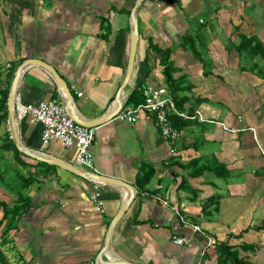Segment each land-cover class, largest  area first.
I'll use <instances>...</instances> for the list:
<instances>
[{
  "label": "crops",
  "instance_id": "0c3cea01",
  "mask_svg": "<svg viewBox=\"0 0 264 264\" xmlns=\"http://www.w3.org/2000/svg\"><path fill=\"white\" fill-rule=\"evenodd\" d=\"M135 1L0 0L2 78L11 63L19 66L28 58L51 64L74 95V120L86 127L97 123L92 173L121 181H90L24 156L34 181L21 196L16 183L0 185V200L30 205L14 226L7 227V220L0 225V264H221L225 244L247 264H264V58L236 50L241 34L264 44V0H144L136 12L135 62L124 85L131 41L130 14L124 10ZM203 24L206 51L200 61L185 35L199 37ZM170 66L172 79L183 80L180 94L188 97L183 110H199L207 118L186 124L175 152L152 120L108 119L111 111L136 105L127 103L134 89H169ZM17 92L19 104L56 99L64 105L55 79L38 65L22 72ZM241 114L253 142L237 126ZM19 132L25 145L75 165V148L58 140L43 143L41 123L24 117ZM143 164L155 173L141 189ZM219 164L229 174L217 175L223 173ZM246 169L259 174L246 175ZM95 183L103 211L92 199ZM131 192L101 257L109 224ZM242 194L246 202L240 203ZM254 220L260 223L254 226ZM174 236L188 241L176 244Z\"/></svg>",
  "mask_w": 264,
  "mask_h": 264
},
{
  "label": "built area",
  "instance_id": "2783aa9c",
  "mask_svg": "<svg viewBox=\"0 0 264 264\" xmlns=\"http://www.w3.org/2000/svg\"><path fill=\"white\" fill-rule=\"evenodd\" d=\"M143 96V101L134 106L123 108L117 114V118L129 123H135L141 118L152 120L161 135L173 144L172 152H175V144L186 135L184 127H177L174 124V116L189 120H207L199 110L190 112L178 108L171 91L165 86L148 85L143 90ZM18 116L20 120L29 117L32 122H39L43 125L42 141L44 144L58 140L66 148H75L74 164L86 171L93 172L95 170L92 145L95 140L96 128L77 123L69 116L59 100L52 99L37 104H19ZM92 199L103 211L104 203L98 183H95ZM194 227L202 232L199 226ZM173 241L181 245L188 240L174 236ZM208 243L213 244L215 242L209 238ZM77 264L98 263L95 260H88Z\"/></svg>",
  "mask_w": 264,
  "mask_h": 264
},
{
  "label": "trees",
  "instance_id": "16d2710c",
  "mask_svg": "<svg viewBox=\"0 0 264 264\" xmlns=\"http://www.w3.org/2000/svg\"><path fill=\"white\" fill-rule=\"evenodd\" d=\"M126 13L130 14V9L129 10H124ZM186 37H189L190 40H193L191 38V35H185ZM187 38V39H189ZM187 39L185 41L187 42ZM240 43L236 46V50L241 53L245 52L249 57H255V56H261L264 58V44L254 35H245L241 34L240 35ZM189 42V41H188ZM187 42V43H188ZM192 45L190 48L192 49L194 56L197 57L200 61H204L202 58V55L199 54L196 51V47L193 42H191ZM153 50L156 52H166V55L169 54L170 51H163L160 50L156 46L151 47ZM18 63H11L10 66L8 67V71L6 73V83L3 82L2 79V69L0 67V126L5 127V132L2 138V142L0 144V152H12L15 159L17 160L18 164L21 165L24 168H28L31 165L25 161L23 158L24 156L27 157L25 154L20 152L16 145L14 139L11 137V132L8 127V111H7V99H8V94H9V89L11 86L12 79L14 77L15 71L17 69ZM260 73L261 72H256ZM172 74H173V69L170 66V70L168 72V87L173 95V98L176 102V105L180 109H184L185 102L187 101L188 97L181 96L180 92L184 90L182 86L183 80H173L172 79ZM144 96H143V91L138 89H134L130 95L128 96L127 103L130 104H137L141 101H143ZM202 99H198L195 104L197 105L199 101ZM195 104L191 105L190 108L193 109ZM191 121L195 120H189V119H183L179 118L177 116L173 117V122L177 127H185L186 124H188ZM37 165H46L49 166V163L43 162V161H38ZM218 170H222L223 173H217V175H222V177L226 176L229 174L228 170L226 169V166L223 164L218 165ZM215 170V169H214ZM142 171V172H141ZM4 172L5 170L3 169L0 171V180L3 181L4 179ZM155 173V169L152 165L148 164H143L142 167L140 168V172L138 175V185L142 189L149 181L151 180L152 176ZM20 177V184L18 191L16 194H19L21 196L22 190L26 188L29 184H31L34 181V177L30 178L29 176L25 177L21 174L18 173L17 178ZM18 195V196H19ZM30 205L27 206V202L21 201V202H15L12 206H9V203L6 201L0 200V208L3 210V217L0 220V225L7 220V227H12L14 226L15 220L18 218V215H20L24 210L29 208ZM206 208V205H203V209ZM219 256H220V263L223 264L225 261L226 263L229 262L230 264H247V261L244 259L239 258L237 251L232 250V248L225 244L221 246V249L219 250Z\"/></svg>",
  "mask_w": 264,
  "mask_h": 264
},
{
  "label": "water",
  "instance_id": "95a60500",
  "mask_svg": "<svg viewBox=\"0 0 264 264\" xmlns=\"http://www.w3.org/2000/svg\"><path fill=\"white\" fill-rule=\"evenodd\" d=\"M144 0H136L133 7L131 8V13H130V20H131V32H130V53H129V58H128V63H127V69H126V75H125V81L124 85L128 82V79L130 78L133 65L135 62V55H136V50H137V44H138V39H139V31H138V18H137V9L140 7ZM29 65H38L42 68H44L46 71H48L52 77L55 79L57 85L59 86L63 103L65 106V109L67 113L69 114L70 117L78 121V117L76 115V104H75V98L68 87L65 79L58 73V71L49 63L36 59V58H28L22 61V63L18 66V68L15 71L14 77L11 82V86L9 89V94H8V99H7V111H8V124H9V130L11 132V137L15 141V145L17 149L25 154L26 156L36 159L38 161H44L47 163H52L58 166H61L71 172H74L86 179H89L90 181H110L116 184H120V180H117L115 178H109L105 177L103 175L97 174V173H92L88 171H84L77 166L68 163L66 161H63L49 153H46L41 150H37L34 148H31L27 145H25L21 139L20 132H19V116H18V105L19 102L17 100V91H18V83L21 77L22 72L26 69L27 66ZM122 107V103L121 106ZM121 108H117L116 110L111 111V113L108 116L109 118H112L117 115V113L120 111ZM101 123V122H100ZM86 125V124H84ZM97 125L96 124H87V127H93ZM122 184V183H121ZM134 195L132 192L130 195L127 197V199L124 201L123 205L120 207L119 211L117 214L113 217L111 220L105 242L102 248L101 252V257L103 256V253L108 250L112 233L114 230V227L118 223V221L123 217L125 214L128 206L130 205ZM101 261L103 262L104 259L101 258ZM108 264V263H105ZM120 264H139V263H131V262H121Z\"/></svg>",
  "mask_w": 264,
  "mask_h": 264
},
{
  "label": "rangeland",
  "instance_id": "374dc122",
  "mask_svg": "<svg viewBox=\"0 0 264 264\" xmlns=\"http://www.w3.org/2000/svg\"><path fill=\"white\" fill-rule=\"evenodd\" d=\"M205 25L206 24H203L202 25V29H201V33H200L199 37L196 36L195 38H193V43H194V45L196 47V51L198 53L202 54V58H204V54H205V51H206V47L204 45L205 44V40H204V33L205 32L203 31ZM1 37H2V32L0 30V42H1ZM190 51L191 50H189V53H192ZM3 65H6V64L4 62V59H2V51L0 50V67H4ZM209 69L210 68H208V66H205V69L204 70L206 71V70H209ZM2 79H3V82L6 83V77L5 78H2ZM232 90H235V89H232ZM217 106L219 108H222L223 105H217ZM230 111L233 112V109H230ZM236 113H238V112H236ZM242 116H243V114L240 115V117H241V118L239 117L240 119L239 118L236 119V121L238 122L237 126H243L245 133L249 136V135H251V132L252 131H251V129L249 130V128H245V127L247 126V124H250V123H248V121L246 120V122H245L246 125H245V123L243 124V120L244 119H242ZM8 127H9V124H8ZM4 132H5V127L4 126H0V144L2 142V138H3ZM248 133H250V134H248ZM248 139L252 141L251 136H249ZM253 159H256V157L253 158ZM263 161H264V159H263ZM3 169L5 170V172H4V179H3V181L0 180L1 183H2L0 185L6 186V187H8L10 185L12 186V185H14V183H16L17 186H19L21 179H20V177L17 178L18 173L21 174V175H23V176H28V170H29V169L27 170L26 168H24L21 165H19L18 162H17V160L15 159L13 153L10 152V151H8V152L1 151L0 152V171H2ZM246 170H247L246 175H250V173H252L254 176H257L259 174L258 172L253 173L251 169H246ZM246 170H244V172ZM257 170L259 171V169H257ZM260 172H261L260 175H263L264 176V169L261 170ZM263 188H264V186H263ZM239 199H240L239 200L240 203L246 202V196L244 194H242V196H240ZM259 202L262 203L263 200L260 199ZM258 223H260L258 220H254V226H257Z\"/></svg>",
  "mask_w": 264,
  "mask_h": 264
}]
</instances>
